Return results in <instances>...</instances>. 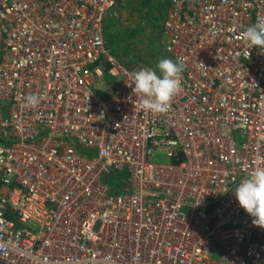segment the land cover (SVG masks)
Masks as SVG:
<instances>
[{"label":"built area","instance_id":"2783aa9c","mask_svg":"<svg viewBox=\"0 0 264 264\" xmlns=\"http://www.w3.org/2000/svg\"><path fill=\"white\" fill-rule=\"evenodd\" d=\"M163 1L155 83L122 0H0V264H264V0Z\"/></svg>","mask_w":264,"mask_h":264},{"label":"rangeland","instance_id":"374dc122","mask_svg":"<svg viewBox=\"0 0 264 264\" xmlns=\"http://www.w3.org/2000/svg\"><path fill=\"white\" fill-rule=\"evenodd\" d=\"M165 8V3L161 0H122L117 10L108 17L105 26L107 50L132 69L142 73L148 69V76L155 83L161 82L171 74V60L165 53L163 40ZM116 83L117 81L114 83L109 78L107 82H97L96 86L105 90L109 84L116 87ZM47 136L48 132L43 131L38 139ZM61 139L66 140L80 154L90 159L96 157L95 151L83 148L75 139ZM155 161L167 162L168 158L158 154ZM128 179L129 173L121 171L111 173L106 182L113 190L120 192L121 186L126 184ZM220 254V251L215 249L213 258L220 259Z\"/></svg>","mask_w":264,"mask_h":264},{"label":"trees","instance_id":"16d2710c","mask_svg":"<svg viewBox=\"0 0 264 264\" xmlns=\"http://www.w3.org/2000/svg\"><path fill=\"white\" fill-rule=\"evenodd\" d=\"M163 1V0H161ZM165 3V1H163ZM166 4V3H165ZM180 68L178 66H176L172 61H171V65H170V70L171 73L179 70ZM109 80V76L107 74H105V78H104V81L107 82Z\"/></svg>","mask_w":264,"mask_h":264}]
</instances>
